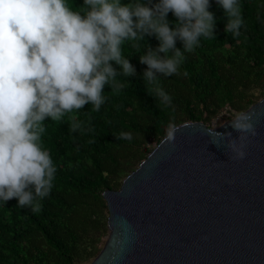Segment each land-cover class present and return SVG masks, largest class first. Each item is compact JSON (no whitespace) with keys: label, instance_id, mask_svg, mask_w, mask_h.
I'll return each mask as SVG.
<instances>
[{"label":"clouds","instance_id":"9594fccd","mask_svg":"<svg viewBox=\"0 0 264 264\" xmlns=\"http://www.w3.org/2000/svg\"><path fill=\"white\" fill-rule=\"evenodd\" d=\"M215 3L227 18L224 32L239 37L241 0ZM211 6L212 0H83L75 8L70 0H0V202L16 198L17 207L42 211L57 174L43 143L45 121L67 117L70 132L81 131L73 114L86 104L99 112L105 86L112 89L119 75H136L124 56L126 43L137 52L144 49L139 62L147 65L142 78L148 91L171 105L159 79L179 75L185 53L194 52L202 38L216 36ZM146 37H155L158 46L142 48ZM114 136L133 140L130 131ZM173 138L174 125L166 136Z\"/></svg>","mask_w":264,"mask_h":264},{"label":"trees","instance_id":"16d2710c","mask_svg":"<svg viewBox=\"0 0 264 264\" xmlns=\"http://www.w3.org/2000/svg\"><path fill=\"white\" fill-rule=\"evenodd\" d=\"M70 3L75 8L83 0ZM241 4L244 24L234 38L224 32L227 18L212 0L209 10L217 19L216 36L202 38L194 52L185 53L179 75L159 79L160 87L172 96L171 105L161 104L148 91L151 86L142 78L147 65L139 62L144 49L137 52L126 43L124 56L136 75H119L112 89L106 85V103L99 112L86 104L73 114L82 123L81 131L70 132L67 117L45 121L43 143L57 167L55 186L39 213L17 207L16 198L0 202V264H84L96 257L98 243L108 232L104 193L121 188L166 138L170 126L206 122L226 107L241 114L263 99L264 0ZM168 19L176 18L170 12ZM147 43L155 48L159 41L146 37L142 48ZM176 46L182 49L180 41ZM121 131L132 132L133 140H117L114 134ZM151 142L156 143L153 148Z\"/></svg>","mask_w":264,"mask_h":264},{"label":"water","instance_id":"95a60500","mask_svg":"<svg viewBox=\"0 0 264 264\" xmlns=\"http://www.w3.org/2000/svg\"><path fill=\"white\" fill-rule=\"evenodd\" d=\"M104 198L92 264H264V97L219 128H174Z\"/></svg>","mask_w":264,"mask_h":264},{"label":"rangeland","instance_id":"374dc122","mask_svg":"<svg viewBox=\"0 0 264 264\" xmlns=\"http://www.w3.org/2000/svg\"><path fill=\"white\" fill-rule=\"evenodd\" d=\"M257 96L260 97V91H257ZM259 101H261L262 99H258ZM258 101V102H259ZM254 105V104H253ZM252 105V106H253ZM252 106H250L249 108H251ZM248 108V109H249ZM247 109V110H248ZM246 110V111H247ZM244 111V112H246ZM243 112V113H244ZM243 113L241 114H238V113H231L230 109L229 108H225L223 109L222 111L218 112V114H216L215 117H213L211 120H208L206 122H203L206 126H208L209 128H212V129H216V128H219L220 126L224 125L226 122H229V121H232V120H235L236 118H238L240 115H242ZM235 114V115H234ZM155 142H151L149 144V147L153 148L155 146ZM109 211V210H108ZM108 228V227H107ZM108 237H109V230L108 232L103 235L101 237V240L100 242L98 243V250H100L97 254H96V257L99 256V254L101 253V251L103 250L107 240H108ZM96 257L90 259L89 261H87L86 263L84 264H92L94 262V260L96 259Z\"/></svg>","mask_w":264,"mask_h":264}]
</instances>
